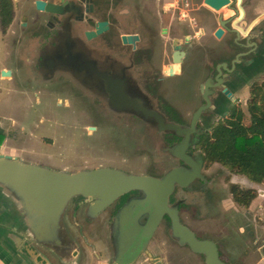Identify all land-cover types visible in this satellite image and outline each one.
Returning a JSON list of instances; mask_svg holds the SVG:
<instances>
[{"label":"flooded vegetation","instance_id":"flooded-vegetation-1","mask_svg":"<svg viewBox=\"0 0 264 264\" xmlns=\"http://www.w3.org/2000/svg\"><path fill=\"white\" fill-rule=\"evenodd\" d=\"M36 1L20 0L18 5V29L14 31V44L7 52L13 64L9 79L16 87L28 92L29 105L47 103L53 99L54 91H61L68 97L57 101L73 102L89 110L87 132L93 145L101 144L105 149H111L113 159L110 158L109 163L97 161L93 166L79 170L103 166L123 169L117 164V155L121 151L118 134L110 138L94 137L103 129L104 123L111 124L118 132L122 128L121 118L129 115L157 130L151 126L152 122L157 123L155 117L137 113L133 108L114 107L107 92L109 78L122 85L139 104L158 112L166 121L189 128L187 133L179 135L160 130L157 123L162 132V147L157 151V157L155 147L152 153H147L152 157H149L151 162L147 160L148 164L162 167L165 155L169 153L176 158L173 167L199 172L200 175L187 185L175 186L170 202L179 204L183 224L198 238L215 241L220 258L235 264L229 257L232 249L194 228L185 219L184 210L190 203H195L196 196L191 193L203 192L212 182L207 174L203 141L214 121H222L235 105L233 80L238 71V77H244L249 65L247 55L239 57L234 74L228 71L236 55L230 59L220 58L217 36L209 29L214 14L205 9L203 0H42L53 4L52 10L38 8ZM14 7L16 10L15 3ZM225 34L226 31L223 36ZM242 49L240 52L246 53ZM173 64H179V71L166 72V67ZM220 69L222 81L218 79ZM224 88L231 94L225 93ZM202 106L205 107L192 125L195 112ZM20 117L24 116L5 125L9 143H25V136L20 137L16 132L15 122ZM184 140L187 145L182 156L175 148ZM28 154H22V159L57 170H71L67 165L54 166L49 158L42 162ZM163 174L165 172L155 176ZM136 195L137 190L121 195L93 218H89L92 199L74 197L67 211L69 228L82 232L84 225L98 220L101 229H108L119 208ZM171 234L170 217L165 214L149 241L150 253H144L150 264H207L204 254L180 244ZM153 240H157L161 251L150 250ZM243 240L239 244L241 248L245 244ZM246 255L244 250L243 262Z\"/></svg>","mask_w":264,"mask_h":264},{"label":"water","instance_id":"water-1","mask_svg":"<svg viewBox=\"0 0 264 264\" xmlns=\"http://www.w3.org/2000/svg\"><path fill=\"white\" fill-rule=\"evenodd\" d=\"M235 1L204 0V3L214 10H220L225 5L235 4ZM36 5L41 9H54L53 4L42 0H37ZM239 8H244L242 2L234 8L235 15L230 18L224 19L220 15L219 26L214 32L219 39L225 31L236 37L232 38L230 46L236 51L232 68L228 70L230 73L234 72L235 63L243 54L238 50L251 46L244 43L248 39L249 25L248 22L244 24V17L237 18ZM174 71H179V64L166 67V72ZM221 72L220 69V81L223 80ZM1 76L10 78L12 70L2 69ZM107 92L115 108H133L137 113L155 117L160 130L179 135L189 131V128L168 122L158 112L139 104L136 98L131 97L122 85L111 78L108 79ZM224 92L231 94L227 88H224ZM204 107L195 112L192 125ZM186 145L184 140L175 148V152H181L184 156ZM196 175H200L198 171L190 172L180 167H173L160 177L128 173L106 166L69 172L0 153V200L11 217L29 234L31 242L48 249L61 262H74L81 258V248L77 238L71 234L67 220V211L73 198H91L89 218H93L121 195L137 190L138 195L130 197L119 208L108 229L105 228L109 264H135L142 254L150 253L149 241L165 214L170 217L171 235L180 244L204 254L207 264H228L220 258L215 241L198 238L189 226L181 222L179 204L170 202L175 186L187 185Z\"/></svg>","mask_w":264,"mask_h":264},{"label":"rangeland","instance_id":"rangeland-1","mask_svg":"<svg viewBox=\"0 0 264 264\" xmlns=\"http://www.w3.org/2000/svg\"><path fill=\"white\" fill-rule=\"evenodd\" d=\"M13 2L16 4V19L12 23L13 25H10L6 31H3L0 26V68L6 65L13 66L9 57L10 55L7 52L11 50L14 44L13 41H15L13 38L15 37L14 31L18 29L19 24L18 5L20 0H13ZM232 42V38H226L223 43L221 42L219 46V56L221 59H230L234 56L236 51L230 49ZM2 78L7 79L5 77ZM254 82L262 83L264 81L258 79ZM0 85L5 89L10 84L8 80H5L0 81ZM245 94L246 92L243 91L239 94V97H234L236 100L235 106L242 108L246 112L245 121H249L250 113L247 111V101L250 95L246 98ZM67 97L68 95L61 91H54L51 101L40 105L36 103L29 105L28 102L19 104L12 101L7 103L11 97L3 92L0 93V118L6 121V123L12 124L14 118H18L21 112H25L26 115H28L26 121L27 131L25 135H22L21 130H19L17 127L18 125H16V132L18 135L20 137L25 136V143L18 145L22 149V154L29 153V156L36 157L42 162L46 158H49L54 166L62 167L67 165V167L71 169L66 170L69 172H74L76 169L79 170L84 166H93L97 161L109 163V159H113L112 150L105 149L101 144L93 145V141L87 132V125L89 123V113L87 112H89V110L86 109L85 106L80 104L77 105L73 102L67 104L64 101H57L59 99H66ZM5 103L7 104L6 107L4 106ZM103 110L105 111L104 108ZM107 113L110 114V116L112 115L110 112ZM41 116L45 117L42 122L39 121V117ZM121 120V131L117 132L111 124L104 123L103 129H100L99 133H95L94 137L110 138L118 134L121 151L118 152L119 154L117 153V164L123 167L122 170L128 173L155 176L175 166L176 158L169 153L165 155V160L161 164L162 167L156 168L148 164L149 162L147 160L151 162L152 157L147 153H152V150L154 151L153 147H155V156L157 157V151L162 147V132L158 129L156 122H152L151 126H155L157 130L151 129L147 123H143L129 115H124ZM219 121H221V119L215 120L213 124ZM50 139L54 141L52 142ZM141 147L145 150L139 149ZM162 150H164V148ZM207 168V174L212 182L203 192L191 193L196 196L194 198L195 203H190L185 208L184 217L202 234L211 236L223 243L227 249H232L229 250L231 252L229 257L235 264H243L242 258L247 245L244 244L242 248L239 245L240 241L242 243L243 233L239 232L238 225L239 223H245L246 219H244L241 214L235 216L232 213V210H236L242 205L232 198L230 187L231 184L234 183L242 188H246L248 182L251 181L249 179H247V183L234 181V177L238 174L230 171L220 163L210 164ZM252 221L253 223L260 224L263 220L260 219L259 215ZM248 228H250L249 225L248 227L246 226V232H248ZM75 232L73 236L79 240L82 239L81 232ZM254 233L255 231L253 234ZM87 238L89 239L90 237L87 235ZM92 238L93 241H96V236ZM101 238L103 241L107 239L106 236H101ZM156 241L157 240H153L152 244L156 243ZM252 243L253 240H251L250 246L251 259L252 262H254L259 258L260 253L254 251L256 245ZM154 249L158 250V246ZM233 250H236V252ZM246 250L250 249L247 248ZM261 250L264 252V249Z\"/></svg>","mask_w":264,"mask_h":264},{"label":"crops","instance_id":"crops-1","mask_svg":"<svg viewBox=\"0 0 264 264\" xmlns=\"http://www.w3.org/2000/svg\"><path fill=\"white\" fill-rule=\"evenodd\" d=\"M235 4L230 6H223L220 10H214L210 8L208 5L204 3V7L207 10H210L214 15L213 21L210 23V30L215 31L218 26V18L220 15L223 16L224 19L230 18L235 15V7L239 5L240 2L243 4V9L239 8V14L237 18H243L244 24L248 22L247 32L249 33L248 39L244 41L245 44H250L251 46H245L246 49L240 48V50H244L246 53V63L249 65L246 67V72L244 73V77H238L240 72H236L235 75L237 78L233 80L235 96L239 97L241 92L245 91L246 98L250 95V85L255 80H263L264 81V0H236ZM16 19V14L14 16V20ZM258 22V23H257ZM11 23V25H13ZM257 25L251 29L254 24ZM205 24V23H204ZM207 28H208V24ZM205 25V26H206ZM230 35V36H229ZM235 37L234 34L226 31V34L222 38H216L218 41V45L220 46L221 42L228 38ZM255 43V47L252 48V45ZM236 55V52L234 56ZM4 68H12V65H6L0 68V81H9V86L5 89L0 85V93L5 92L6 95L10 96V103L12 101L22 104L29 102V94L22 87H16L13 84L12 79H3L1 76V70ZM234 74V73H233ZM5 107L7 104L5 103ZM23 115L24 117H20L15 122V126L18 125V129L21 130L22 135H25L27 131V116L25 112H21L19 116ZM44 117H39V121H43ZM6 121L0 118V126L5 128ZM7 130H5V133ZM7 133L3 138L2 143L0 144V153L9 154L12 156H16L22 159V149L17 144L9 143L11 140L7 138ZM234 181H240L242 183H247V177L244 175L238 174L234 177ZM251 181V180H250ZM246 187V186H245ZM246 188H254L257 190V196L253 199L251 204L248 207L241 206L236 210H232L235 216H239L240 214L245 220V223H239L238 229L240 233H243L244 243L247 245V248L250 250H246L247 255L244 257L243 264H264V252L261 249H264V182H248V186ZM232 196V195H231ZM233 198V197H232ZM260 215V219L263 220L260 224L253 223L252 220L255 219L256 216ZM241 217V216H240ZM68 220V219H67ZM250 228H248V232H246L247 223ZM255 224V226H254ZM69 225V224H68ZM235 226V225H233ZM70 229V228H69ZM105 230L101 229L100 222L97 220L91 225H84V230L81 232L82 239H77L80 244V253L81 258L77 261H72V264H109L110 252L109 247L107 245L106 240L103 241L101 236L105 237ZM71 234L76 233V230L70 229ZM255 233L253 234V232ZM87 235L90 237L87 238ZM93 236H96V241H93ZM251 240H253V245H256V249L254 251H258L260 253L259 258L252 262L251 259ZM101 242V243H100ZM100 243V244H99ZM158 246V244H151L150 250L155 252L161 251L158 246V250L154 249ZM236 252V250H233ZM149 258L152 259V256L149 255ZM149 259L145 254H142L135 264H150ZM70 262H61L58 257H56L52 252L48 249H44L39 247L37 244L30 241L29 234L26 233L17 221L11 217L9 210L5 209L3 202L0 200V264H68Z\"/></svg>","mask_w":264,"mask_h":264},{"label":"trees","instance_id":"trees-1","mask_svg":"<svg viewBox=\"0 0 264 264\" xmlns=\"http://www.w3.org/2000/svg\"><path fill=\"white\" fill-rule=\"evenodd\" d=\"M15 16L13 0H0V26L3 31L11 25ZM250 120L246 112L233 106L222 121L213 124L203 141L206 165L220 163L235 174H241L253 182H264V82H253L247 101ZM6 135L0 126V144ZM233 199L248 207L257 196L254 188H242L231 184Z\"/></svg>","mask_w":264,"mask_h":264}]
</instances>
